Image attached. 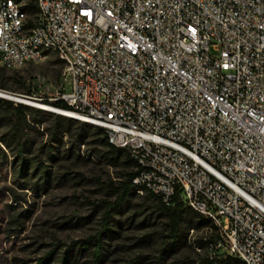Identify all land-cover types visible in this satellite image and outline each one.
Here are the masks:
<instances>
[{
	"label": "built area",
	"instance_id": "built-area-1",
	"mask_svg": "<svg viewBox=\"0 0 264 264\" xmlns=\"http://www.w3.org/2000/svg\"><path fill=\"white\" fill-rule=\"evenodd\" d=\"M50 53L55 113L103 128L139 191L207 219L209 259L264 264V0H0V65Z\"/></svg>",
	"mask_w": 264,
	"mask_h": 264
},
{
	"label": "rangeland",
	"instance_id": "rangeland-1",
	"mask_svg": "<svg viewBox=\"0 0 264 264\" xmlns=\"http://www.w3.org/2000/svg\"><path fill=\"white\" fill-rule=\"evenodd\" d=\"M56 58L50 53L42 61L5 69L2 80L29 96L28 100L41 104L39 99L53 98L64 87L63 66ZM5 110L0 104V115ZM41 122V126L51 124L47 117ZM5 130L2 125L0 133ZM34 137L37 145L25 153L29 159L27 175L18 172L14 149L0 150V264H39L49 252L52 254L46 264H61L67 246L95 234L104 212L117 200L115 186L121 169L109 166L102 158V147L96 143L101 135L89 132L80 145L74 135H62L60 142L50 143L53 159L37 149L45 136ZM70 149L72 153L67 151ZM38 160L48 165L46 184L39 180L40 173L31 175ZM119 206L112 212L109 225L117 234L115 239H105L102 261L92 262L85 253L75 264H197L207 256L210 230L184 227L181 243L160 258V236L167 234V221L159 201L148 192L132 193ZM150 237L151 241H141Z\"/></svg>",
	"mask_w": 264,
	"mask_h": 264
},
{
	"label": "trees",
	"instance_id": "trees-1",
	"mask_svg": "<svg viewBox=\"0 0 264 264\" xmlns=\"http://www.w3.org/2000/svg\"><path fill=\"white\" fill-rule=\"evenodd\" d=\"M30 8L32 9V6ZM56 59L62 64L60 59ZM5 69L8 68L0 65V90L11 93L19 92L20 94L21 91L8 87L2 80L6 73ZM39 101L56 108L69 109V106L61 100H51L46 97L39 99ZM0 104H3L6 108V112L0 115L1 120L4 121L2 124L0 123V128L2 125L6 126V130L0 133V150H2V147L10 151L14 149L15 156L18 160V172L23 175H27L26 169L29 165V159L25 157V153L27 151L31 152L32 147L37 145L34 136L40 137V139L45 136V141L41 142L37 146V149L40 152L43 151L46 153L50 159L54 158L52 150L53 145L50 143L60 142L62 135H74L77 145L85 143L87 133L89 132H91L92 135L97 134L102 136L96 142L102 147V158L105 159L109 166L121 169V173L118 175V185L115 186L117 190L115 206L111 207L107 212H104L101 228L95 234L71 242L60 258L61 264H75L78 256H83L87 253L92 257V262H101L105 239H115L114 235L117 234L115 230L109 227L112 212L118 211L120 203L126 201L127 197L132 193H137L141 189L140 186L132 183V178L137 172L135 162L122 148L112 146L107 142L104 129L101 127L88 124L60 113H55L22 102H15L2 97H0ZM44 117L51 120L50 125L41 126V119ZM39 126L42 127V130H39ZM73 129L74 133H72ZM67 151L72 153L73 150L70 149ZM33 159L34 158H32V160ZM47 167V164L38 160L34 165L31 175L40 173V175H38L39 180L42 179L43 183L46 184L47 180L44 176L47 177L48 175ZM148 194L159 201V210L163 213L167 221L165 224L167 234H162L160 236V258L173 252L174 248H177L181 243L184 227H189L188 229L193 230H195V228H210V222L186 206L180 199L178 193L173 196L170 205H164L155 195L149 192ZM214 235L215 233L210 231L206 243L211 241ZM145 240L151 241L152 237L142 239L141 241ZM51 254L52 252H49L46 256L41 257L39 259V264H46L51 258ZM197 264H241V262L232 257H214V259L211 260L206 256L200 258Z\"/></svg>",
	"mask_w": 264,
	"mask_h": 264
},
{
	"label": "water",
	"instance_id": "water-1",
	"mask_svg": "<svg viewBox=\"0 0 264 264\" xmlns=\"http://www.w3.org/2000/svg\"><path fill=\"white\" fill-rule=\"evenodd\" d=\"M1 91H4L6 93L15 95V96H9L7 94L6 95L0 94V97H2V98L10 99V100L17 101V102L26 103V104H29V105H34L33 103L25 102V101L21 100V98L17 97V96H20V97L30 98L29 96L22 95V94H19V93H11V92H8V91H5V90H1ZM41 104L44 105V106L51 107L50 105H46V104H43V103H41ZM54 108L57 109L56 107H53V109H51V110L49 108H46V109H48L49 111H52V112H57Z\"/></svg>",
	"mask_w": 264,
	"mask_h": 264
},
{
	"label": "bare ground",
	"instance_id": "bare-ground-1",
	"mask_svg": "<svg viewBox=\"0 0 264 264\" xmlns=\"http://www.w3.org/2000/svg\"><path fill=\"white\" fill-rule=\"evenodd\" d=\"M0 94H2V95H9V96H15V95H13V94H9V93H6V92H4V91H1L0 90ZM17 97H19V98H21V100H23V101H25V102H29V103H33V101H31V100H28L27 98H25V97H20V96H17ZM30 99V98H29ZM33 104H35V103H33ZM36 105H40L39 103L38 104H36ZM42 105V104H41ZM43 107H46V108H49L50 110L51 109H53V107L54 106H51V107H48V106H44V105H42Z\"/></svg>",
	"mask_w": 264,
	"mask_h": 264
}]
</instances>
